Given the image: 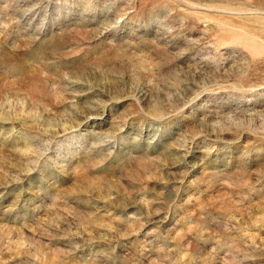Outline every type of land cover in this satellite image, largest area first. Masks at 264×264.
<instances>
[{"label":"rangeland","instance_id":"1","mask_svg":"<svg viewBox=\"0 0 264 264\" xmlns=\"http://www.w3.org/2000/svg\"><path fill=\"white\" fill-rule=\"evenodd\" d=\"M0 264H264V0H0Z\"/></svg>","mask_w":264,"mask_h":264}]
</instances>
